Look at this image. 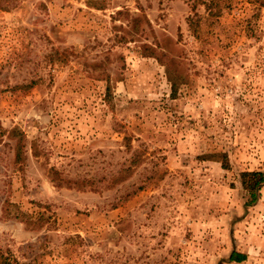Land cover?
Masks as SVG:
<instances>
[{"label":"rangeland","instance_id":"rangeland-1","mask_svg":"<svg viewBox=\"0 0 264 264\" xmlns=\"http://www.w3.org/2000/svg\"><path fill=\"white\" fill-rule=\"evenodd\" d=\"M253 171L264 0H0V264H264Z\"/></svg>","mask_w":264,"mask_h":264},{"label":"trees","instance_id":"trees-1","mask_svg":"<svg viewBox=\"0 0 264 264\" xmlns=\"http://www.w3.org/2000/svg\"><path fill=\"white\" fill-rule=\"evenodd\" d=\"M108 91L110 92V89H108ZM176 94V91L173 89V95ZM13 133H15V131H13ZM20 150V149H18ZM18 157H20V151L17 155ZM223 168L229 167V163L226 161L227 160V156H224L223 159ZM137 160H134L133 162H136ZM118 177V176H116ZM115 177V179H116ZM114 179V180H115ZM241 180H242V184L244 186V188L246 190H248L251 193V202L253 204H255L258 199H259V190L261 189V186L264 184V172H260V171H253V172H243L241 173ZM140 189H142V187H140ZM247 258V255L243 254V253H238L236 251H234L231 256H230V262H236V263H240L245 261ZM4 264H11V263H7L5 262Z\"/></svg>","mask_w":264,"mask_h":264}]
</instances>
